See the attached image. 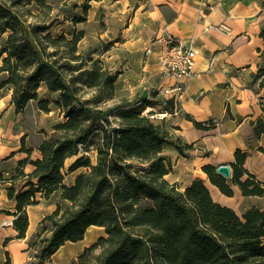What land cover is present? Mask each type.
I'll use <instances>...</instances> for the list:
<instances>
[{"label":"trees","instance_id":"1","mask_svg":"<svg viewBox=\"0 0 264 264\" xmlns=\"http://www.w3.org/2000/svg\"><path fill=\"white\" fill-rule=\"evenodd\" d=\"M89 8L86 4L84 13ZM0 17L12 21H0V34L12 30L9 46L3 51L8 56L0 67V73L9 76L0 83V90L13 85L16 113L37 99L41 83L61 92L58 105L65 110V120L39 145L41 158L31 159L32 149H24L29 157L20 162L7 188L9 198L16 201L14 227L18 239L26 238L28 208L39 204L38 196L50 200L60 191L56 209L43 218L34 235L40 240L36 242L37 264H48L66 243L84 240L91 227L103 228L105 236L85 248L77 264H264L263 210L253 207L239 215L216 202L204 180L197 178L182 190L167 179L173 166L165 150L172 147L187 157L186 152L194 146L173 140L172 131L164 126L166 118L160 122L154 118L161 111L146 113L148 108L156 107V102L124 101L121 106L102 109L79 98L65 71L79 72L72 78L73 83L101 91L109 89L111 99L119 75L103 69L92 56L86 61L84 54L78 53L84 31L74 32L72 38L66 34L55 38L47 26L27 27L12 8L1 2ZM261 36L264 39V30ZM45 40L56 48H66L62 63L46 58ZM88 62H92L91 68H86ZM34 65L36 68L30 72ZM262 78L264 68L255 80ZM48 105L47 101L40 102L45 111ZM173 107L172 101H166L162 111L173 114ZM111 116L117 117L116 122ZM187 118L198 129L215 127L213 121L198 122L190 115ZM262 134L264 121L259 120L254 135ZM92 151L97 153L96 163L89 156ZM72 158L76 160L67 167L66 161ZM235 158L231 180L219 175L214 165L202 169L228 197L234 196V185L244 196H264V182L245 168L248 153L238 150ZM28 164L34 166L31 173L25 172ZM82 169L85 171L67 184V179ZM34 244L30 242L29 248ZM5 264H12L9 255Z\"/></svg>","mask_w":264,"mask_h":264},{"label":"crops","instance_id":"2","mask_svg":"<svg viewBox=\"0 0 264 264\" xmlns=\"http://www.w3.org/2000/svg\"><path fill=\"white\" fill-rule=\"evenodd\" d=\"M90 1L95 2L98 9L94 14L90 9L81 23H105L101 37L108 38L115 52L121 53L119 65L122 68L118 71L116 93L128 95V101L156 102V107L150 109L161 111L159 115L165 113L162 110L166 101H172L174 113H168L165 118L172 121L174 140L194 146L186 152L187 157L175 148L167 153L173 166L167 179L184 190L200 178L216 202L234 209L239 215L253 207L264 211V196H244L234 185V196L228 197L210 182L202 169L208 164L232 166L236 161L235 153L241 150L248 153L245 168L264 182V134L254 135L259 120L264 121V84L261 86L264 78L255 80L258 71L264 68L261 36L264 0ZM92 5V9L97 7ZM85 29H81L84 38L88 36ZM164 30L197 51L194 74L184 92L175 90L176 78L163 74V46L158 38ZM212 60L214 65H211ZM187 115L198 122L213 121L215 127L198 129ZM22 137L15 126L9 129L0 126V264L6 263L8 255L12 264L29 263L32 226H37L38 232L43 218L56 209L53 203L45 213H42L40 202L30 206L26 238H17L16 201L9 198L7 188L20 162L29 157L24 151ZM41 141L43 139L37 147H26L32 149L31 159L41 158L38 150ZM33 171V165H26V173ZM77 243L68 242L61 247L53 255L52 264H60L55 261L56 255Z\"/></svg>","mask_w":264,"mask_h":264},{"label":"rangeland","instance_id":"3","mask_svg":"<svg viewBox=\"0 0 264 264\" xmlns=\"http://www.w3.org/2000/svg\"><path fill=\"white\" fill-rule=\"evenodd\" d=\"M0 2L7 5L9 8H12L27 27H34L37 25L47 26L49 28L48 33H52L55 38L61 34H66L68 38H72V34L74 32H78L81 31L82 28H86L85 31L88 33V36L83 38V40L79 43L78 53L84 54L86 61L90 58V56H92L94 60L100 61V65L103 66V69L109 70L112 74H117L122 68V66L119 65V56H121V53L119 54L115 52L116 49L113 42H110L106 37H101V31L106 28L105 23H97L96 25L91 23L89 25L87 23L80 22V24H76L79 20L87 16L88 13H84V6L86 4L90 5L89 10L91 9L92 14H94V10L98 9L95 2L92 3L90 0H44L45 3L43 4L40 0H0ZM92 4H95L94 6L97 7L92 9ZM99 15L100 12H98V16ZM0 21L6 24L12 23L10 18L3 19L0 17ZM10 34H12L11 29L4 34H0V67L4 65L3 59L8 56V53L3 54V51L9 46L8 38ZM46 34L47 32L44 33V35ZM22 35L23 32L21 30L17 35L19 42ZM44 42H46L45 44L47 46L46 58L52 61L57 59L60 63H62L63 57H66V48H56L52 43H50V41L45 40ZM91 67L92 62H88L86 68ZM34 68H36V65L32 67L30 72H32ZM64 74L67 80H69L77 89L79 98L92 107H99L102 109L109 107L115 108L121 106L124 101H128V95H124L121 92L117 94V91H115V96L111 99L108 98L109 89L107 88L101 91L97 87H91L84 83H73L72 78L78 76L79 72L72 73L65 71ZM8 76L7 72L0 73V83L5 82L8 79ZM21 76L24 77V75ZM14 93L15 89L13 85L10 84L0 90V126L5 129L15 126V131L20 130L21 135H23L22 143L24 144V149L28 146L30 148L37 147L40 140H44L52 135L54 127L65 120V110L58 105L62 99L61 92L51 91L46 83H41L39 89L37 90V99L29 101L23 112L19 114L16 113V106L13 102ZM99 95L102 97L99 98ZM45 101L49 102L48 111L43 110L40 106V102ZM110 118L116 122L117 117L111 116ZM154 118L160 122V119L163 117L157 114ZM164 126L173 132L172 121L165 122ZM172 149V147H168L164 154L167 155V153ZM89 156L93 163H96L97 153L92 151L89 153ZM75 160L76 158L68 159L66 161V166L69 167ZM83 171L85 170L82 169L72 174L67 179V184H71L75 177ZM59 196L60 191L55 193L50 200H45L41 197V195H39L38 200L42 204V213L49 210L48 207L51 203L56 204V202L59 201ZM31 231L33 232V237L30 239L29 243L35 242V244L30 249L32 258L27 264H37L35 255L39 243L36 242L40 241L34 237V234L37 232V226H32ZM101 236H105L103 228L91 227L82 242L69 245L56 255V263L77 264L84 249L97 242ZM48 264H52V260L49 261Z\"/></svg>","mask_w":264,"mask_h":264},{"label":"built area","instance_id":"4","mask_svg":"<svg viewBox=\"0 0 264 264\" xmlns=\"http://www.w3.org/2000/svg\"><path fill=\"white\" fill-rule=\"evenodd\" d=\"M162 44L161 64L165 77H174L178 80L175 90L184 92L188 81L194 74L197 60V51L194 47L186 45L183 40L164 30L158 38ZM147 52H150L149 50ZM214 65V60L211 61ZM163 118L169 114H161Z\"/></svg>","mask_w":264,"mask_h":264},{"label":"water","instance_id":"5","mask_svg":"<svg viewBox=\"0 0 264 264\" xmlns=\"http://www.w3.org/2000/svg\"><path fill=\"white\" fill-rule=\"evenodd\" d=\"M217 173L228 180L233 178L232 166L229 164H221L217 167Z\"/></svg>","mask_w":264,"mask_h":264},{"label":"bare ground","instance_id":"6","mask_svg":"<svg viewBox=\"0 0 264 264\" xmlns=\"http://www.w3.org/2000/svg\"><path fill=\"white\" fill-rule=\"evenodd\" d=\"M150 110H151V109H150V108H148V109H147V112H149ZM161 116H162V115H161ZM214 189H215V188H214Z\"/></svg>","mask_w":264,"mask_h":264}]
</instances>
